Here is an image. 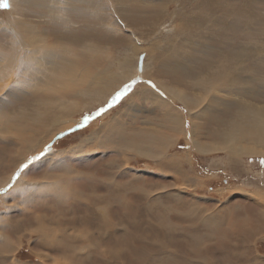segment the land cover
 <instances>
[{
  "label": "rangeland",
  "instance_id": "374dc122",
  "mask_svg": "<svg viewBox=\"0 0 264 264\" xmlns=\"http://www.w3.org/2000/svg\"><path fill=\"white\" fill-rule=\"evenodd\" d=\"M115 1L117 2L115 3ZM240 3L241 0H113L112 5L106 2V0L104 2L102 0L96 5L101 16L99 23L94 20L85 21L81 16H77L78 18L73 16V19L70 18L72 21L70 20L71 22L69 23V19H67L68 15H66L65 12L62 13L65 15L58 13L50 17L51 12L49 9L43 11V9L34 10L31 8L29 11H24V14L27 13L26 17L24 14V16L21 15L20 17L31 22L36 27L38 26L39 29L37 27V30L42 31V33H40L42 36L46 33L44 36L46 37L45 40L49 41L48 43L56 40V35L63 36L61 44L63 43L62 41L69 43L70 39L75 35H89L91 36V45L96 48V56L94 57L96 59L92 61L94 64L96 62L97 68L100 67L99 71L108 67L105 70L107 71L106 73L111 72V74H113L114 72H119L120 74L126 72L128 75H132V71L134 70V79L131 81L128 80L129 82L125 80V83V81H122L123 75H121V77L119 76L120 80H122L116 84L115 91L110 92L108 99L93 98L92 100V98L89 97L90 100H88V98L85 99L83 95H79L76 99H73L72 104L76 106V110L69 115V118L66 116L57 120L55 122L56 126H53L58 127L55 131L53 127H51V129L48 127L46 129H49V131L46 134L42 132L38 134L37 144L34 148L26 149L22 153L24 155L22 158L23 161L18 165L16 164L18 167L13 173L12 170L16 165L13 166L12 163L15 164V162L22 157L17 152L16 140L12 138L14 131L12 130V133L11 130H8L7 133H10V135L7 136L2 133L0 134V149L4 150V141L8 138L11 139L10 147L9 145L7 146L9 149L7 147L5 148L6 154L0 155V183L2 184L5 177H9L12 174V179L9 182L10 184H8L9 187L6 186L7 188L0 189V198L2 197L3 203L0 205V235L4 236L3 241L0 243V253L3 252L0 254V258L3 260L6 258L4 263L0 262V264H52L51 258L56 257L59 261L56 264H74L76 262L74 256H66V254L69 256L71 255L69 251L65 252L64 255L58 250L53 251L49 248H42L37 243L42 237L37 231L38 227L34 221L35 218H40L39 222H43L44 234L51 232L58 236L61 234L68 216H71H66L62 206L58 205L59 203L65 202L66 199H61V201H58L59 203L55 204L51 202L55 200L49 195V190L57 187V182L55 181L60 177H63V179L60 180H64L65 185L61 184L62 187L59 188L58 193H61L60 195L64 196V198L68 195L70 190H75L82 193L83 198H81V200L98 196L99 202H97L98 199L97 201L94 200L95 198H91V201H96L97 205L113 202L111 204H113L114 208L117 210L126 204L130 205L137 203L136 207L139 208L140 206L139 213L124 214L122 220L125 225L128 226V224H133L134 226L126 228L125 231L121 229L120 226L116 227L113 244L107 243L108 246L111 245L109 249L106 250L108 246H101V241L98 239L92 249H99V252L95 253L93 250V257L89 259L86 258L85 263L80 262L76 264H206L199 259L204 256L209 258L210 264H264L260 261L264 260V219H261L260 214L264 213V156L251 157L248 154L247 156L244 154L246 157L242 155L241 159H238V161L234 159L235 161H233V156L226 151L211 150L207 153L190 151V149H186L189 148L187 144L189 141L188 133L185 137H183L182 134V137L176 138V146L173 144L175 148L171 149L173 145L170 147L165 146L166 148L162 147L161 153L166 155V158L163 159L165 166L160 164L159 158H150L142 152L135 151L136 153H134L133 149L126 146V143H129L132 147V143L136 142L137 137L134 138L135 132L138 131L137 133H141L142 130L145 131L144 128L151 127L150 125L147 126V119L150 118L159 122L160 113L162 112V107L155 105L157 102L151 103L147 101L146 98H138L139 89H135V95L133 94L132 97L126 98L133 91L132 89H134V87L131 86H136L141 82L146 83L148 87L154 86L151 77L144 78L139 75L138 60L141 55H143L142 64L145 66L147 65L149 74L155 75L157 81L159 79L166 85H170L171 88L176 91H185L183 92L185 94L187 91L188 97L186 100L193 99L192 97H199L200 100H202L204 98L203 91L200 89L197 90L191 84L194 83L193 80L197 81V79H199V76L194 74L195 70H197L195 66L197 67L200 65L196 63L199 62V60H206L205 56L209 51L195 52L193 49L196 43L201 45L207 39L208 42L206 45L216 48L219 47L223 51L222 54L230 53V55H238L240 49L244 47L248 49L245 43H254V41L257 40L251 36L257 33L258 37H260L258 38L260 42L259 40L256 42L264 47V0H242V3ZM50 4L51 2L47 3V8ZM62 5L63 4H59V6ZM73 5H76L75 1H73V4L70 6ZM10 6H12V3H10ZM68 6L69 5H67V8H69ZM113 8H116V10ZM7 9L0 8V39L3 42L2 44H7L10 40V35L5 27L7 26L8 16L4 11ZM61 11L63 10L61 9ZM114 12L118 14L117 17L115 16L117 14ZM237 12L239 14H237ZM243 12L245 14H243ZM216 14L218 17L224 14V17L229 16V18L227 19L228 23H225L224 26L221 25L220 20H217V25H219H215L213 30L209 25L211 21H216ZM33 16L35 18H33ZM55 16H59V18H63L64 20L60 19L61 21H59ZM211 17L214 19L211 20ZM231 19L233 20L231 21ZM254 19H256V21ZM258 21H261L262 24L258 23ZM178 22H181L180 24L184 23L182 26L184 29L182 31L176 29V27L179 26H177ZM230 22H233L234 25ZM68 25H70L69 28ZM47 26L53 30L48 29ZM163 26L165 29L171 28V32L169 34L164 33L162 29ZM216 28L223 36H220V34L216 35ZM81 29H83L84 32ZM159 29L162 32L161 34H158L160 33ZM129 30L136 34L141 41L131 37L132 33H130ZM81 31L83 32L82 34ZM190 31L192 34L199 33L202 38L201 40L194 41L193 44H189V46L183 45L185 51L181 53V55L183 60L187 63V67L190 68L191 73H189L190 76H188V73L180 72L178 76H185V74L188 76L185 78L188 84H184L187 86L186 87L182 84H178V82L170 80L173 82L171 83L168 80L170 77L162 76V74L157 71L156 58L159 56L161 60L166 56V53L163 55L160 54L163 53L162 50L166 47L167 42L169 43L168 45L173 44L177 46L176 41L180 39L183 40L185 35ZM69 36H71V38ZM169 37H172L174 41L168 40L167 38ZM204 37L206 38L205 40L203 39ZM222 37L229 39H223ZM173 45L170 46V48L174 47ZM242 51L243 50L240 51V55L242 53V55H246L247 59L251 58L250 60L248 59L250 61H248L249 64L247 63L250 68L258 67V72L260 73L262 71L261 73L264 75V57L263 62L259 61L262 62L260 65L259 62L254 61L255 57H253L252 53ZM169 53L167 55H170ZM214 53L215 52L212 54ZM217 53L216 57H219L221 52ZM210 55L211 53H209L208 57ZM124 56L129 58L128 67L131 70H127V68L125 69V67L121 66V58H124ZM105 58H107L106 61L104 60ZM83 59L84 58L81 60ZM79 63L80 65L78 64V66L84 64L83 61H79ZM108 63L111 68L108 66ZM208 67L209 65L206 63L202 66V69L197 70L202 72V77L207 76L206 79L214 73L213 69H209ZM259 67H263V69ZM87 68L93 70V72H97L95 70L96 68H92V65H89ZM113 70L114 72H112ZM250 76L253 77V80L250 81L252 84L247 86L250 89H256L259 85L255 84H261V79L264 77L261 76L262 78L258 79V76L255 74L253 75V73H251ZM195 77L197 78L195 79ZM254 78L258 79L259 82L255 81L256 83H254ZM178 80L179 77L177 81ZM126 84L130 85V90L127 91L118 102H113L115 93L121 91ZM250 85L253 86L251 87ZM261 86V91L252 90L253 97L256 96L257 92L259 97L257 99H260V95L264 94L261 93L262 91L264 92V84ZM155 92L160 94V91ZM226 97L231 98V100L233 99L236 104L248 98V96L244 97L239 95H235L234 97L226 95ZM262 100H253V102L255 101L254 103L252 102L254 108L259 109L260 106L257 104L260 102L263 103ZM203 101L206 102L205 98ZM110 104L111 106H109ZM175 105L184 108L179 102H176ZM101 109H104V111L97 116V111ZM196 111L199 112V109ZM2 112H9V110H3ZM234 112H237L235 107L229 110L225 108L218 110L215 108L213 113L210 112L207 124L203 123L204 121H202L199 116L194 118V114L192 120L197 122L196 129L198 132V134L194 136L195 139L203 144H210L211 142L212 145L216 143L213 141V135H206L207 137H204L203 134L206 131V127H208L209 129H207L211 130V132L217 131L216 126L219 127V119L225 118L226 120H233L237 116ZM184 114L187 115L188 118L187 112H184ZM86 117H91V119L85 120ZM211 117H214V119L210 120ZM111 120L114 121L112 122ZM0 123L4 125V121L0 120ZM108 123H112V125L121 123L119 126L122 134L121 136L119 134L116 135L114 146L110 143V136H107L108 131L105 125ZM188 123V119L185 120L186 125L184 126L187 132V128L189 127ZM9 128L12 127L9 126ZM95 132H97V134L93 136L92 133ZM90 135L92 138H89ZM123 136H126V138ZM86 139L87 141H85ZM14 140L15 142H13ZM115 141L117 144H115ZM78 144L80 145L75 147ZM160 145L159 143L157 146ZM119 146L123 147V149ZM81 148H83V150ZM114 148L120 150L117 152ZM55 151H57L58 155L54 154ZM61 153L66 155H62V157L60 155ZM14 154H16L19 159ZM45 156L46 158H51L50 160L47 159L50 162L48 163L46 160L40 164V160ZM33 157H36V159H33ZM53 158L60 160L65 158L70 159V171L74 170L76 172H81L82 177L80 179L77 177L76 180H72L71 182L64 179L66 175L71 177L67 174L69 167L53 168L52 163L55 160ZM10 159H12V163ZM109 161H113V165H110ZM176 166L180 168V170H184L183 173L187 174L186 176H188V179L191 176L195 184H190L189 181H185L186 177L183 178L180 173L173 171L176 169ZM159 167L160 169L162 168V170H159ZM106 170L112 173L111 177L112 175L114 176L111 182L109 181L110 179L106 180L107 174H104ZM84 173L86 178H83ZM122 174H124V176H122ZM50 176H54V178L50 179ZM69 177L66 178L70 179ZM73 177H75V173ZM117 180L121 181L122 184L118 182L117 184H113V182ZM20 181H23L22 186L18 184ZM15 186L16 191L11 192ZM39 191H43V194H37ZM32 192L35 196H33ZM142 192L144 193L142 194ZM73 196L75 197V195ZM146 200L148 201L147 208L143 206ZM37 201L47 202V205L36 204ZM181 202H189L192 204L191 206H193V208L196 207L198 209H190ZM201 209L202 211L200 212ZM117 212L122 214L120 210ZM87 217V215H83L79 218ZM111 220L117 224L120 222V220H115L113 218ZM250 226L255 230L257 229L259 232H255L253 228H248ZM261 226H263V230L260 229ZM161 230H164V233L166 231L167 236H165L166 233L164 235ZM100 231L102 232L103 229L101 228ZM76 233L78 234L76 235ZM76 233H74V235L84 238V234L82 235L80 232ZM186 233L189 234L185 237L188 249L177 248V242L179 240H184L183 235ZM46 238L47 240L51 239L48 235ZM161 242L162 244H158ZM219 242L222 243L221 252L216 248ZM152 244H154V247ZM167 244H169L170 247ZM165 245H167L168 248ZM205 247H211V252L209 253L202 249ZM80 252V255L87 254V250L85 252L84 250ZM114 257H116V259L113 261ZM255 257L258 258L255 259ZM107 258L112 262L108 263L106 261Z\"/></svg>",
  "mask_w": 264,
  "mask_h": 264
},
{
  "label": "bare ground",
  "instance_id": "6f19581e",
  "mask_svg": "<svg viewBox=\"0 0 264 264\" xmlns=\"http://www.w3.org/2000/svg\"><path fill=\"white\" fill-rule=\"evenodd\" d=\"M73 1L76 2V5L70 6L73 4ZM101 1L102 0H9V2L12 3V6H10L4 12L8 16L7 26H5V27L8 30V33L10 35V37H9L10 40L7 44L5 42H4L5 44H2L3 42L0 39V120L4 121V125L0 123V134L2 133L3 135L7 136V135H10V133H7L8 130H11V132H12V130L14 131V135L12 136V138H14L16 140L17 152L22 157L19 159V157L16 154H14L15 156L18 157L19 160H17L14 164V163H12V159H10L13 166L16 164L18 165L21 161H23L22 158L24 155L22 153L26 149H30L32 147L33 148L35 147V145L38 142V138H37L38 134H40L41 132L43 134H46L49 131V129H46V128L49 127L51 129V127H53L54 125L56 126L55 122L57 120H60L61 117L64 118V117L68 116V118H69V115L72 114V112H74L76 110L75 109L76 106H74V104H72L73 99H76L79 95L85 96L84 98L85 99L88 98V100H90L89 97H91L92 100H93V98L94 99H96V98H99V99H101V98L106 99L107 98L108 99V95L110 94V92H114L115 87L117 86L116 84L122 80V79L120 80L119 76L121 77V75H123L122 81L127 80V82H129L128 80L131 81L132 79H134V70L132 71V75H128V73H126V72L119 74V72H114V70L112 71V72H114L113 74H111V72L106 73L107 71H105V70L108 68L107 66H106L107 68H104V69L99 71L100 67L97 68L98 66H97L96 62L94 64V62L92 61L93 59H96V58H94L96 56V48H95V46L91 45V41H90L91 36L86 35V34H82L84 32L83 29H81L83 31V32L81 31L82 35H75V36H73V38H71V36H69L71 38V39L69 38L70 39L69 43L67 41H66L67 43L62 41L63 43L61 44V40H63V38H62L63 36L61 37L58 35H56L57 36L56 40H54V41L51 40L53 42L48 43L49 41L45 40L46 37L44 36L46 33L43 34V36H42L40 34V33H42V31L37 30L38 26L36 27L31 22L26 21V20L22 19V17H20L21 15L24 14L25 10L29 11V10H31V8H33L34 10L43 9V11H47L49 9L51 12L50 17L53 15H56L58 13L62 14L63 12H65V14L68 15L67 19H69V23L72 21L71 19H73V16L75 18H78L81 16L85 21L86 20H94L97 23H99V20H101V16H100V13L98 11L99 9L96 8L97 7L96 5ZM104 1L105 0H103V2ZM147 1H149V0H147ZM50 2H51V4L47 8V3H50ZM106 2H109V4L113 5V0H106ZM116 2L117 1H115V3ZM241 3H242V0H241ZM24 4H26V5H24ZM59 4H63V5L59 6ZM67 5H69L68 6L69 8H67ZM61 9L63 11H61ZM113 9L116 10V8H113ZM227 12H225V13H227ZM36 13H37V11H36ZM111 13L113 14V11ZM114 13H116V12H114ZM26 14H24L25 17H26ZM31 14H33V13H31ZM65 14H62V15H65ZM163 14H164V12H163ZM237 14H239V13L237 12ZM243 14H245V13L243 12ZM111 16H113V15H111ZM115 16L117 17L118 14ZM246 16H248V15H246ZM255 16H257V15H255ZM262 16H263V14H262ZM250 17H252V16H250ZM33 18H35V17L33 16ZM56 18H58L59 21H61L60 19H63V18H59V16H57ZM228 18H229V16L224 17V14H223V16H219V17L216 14L215 15L216 21H211L209 26L211 28H213L215 25L218 26L219 24L217 25V20H220L221 25L224 26L225 23H228L227 22ZM212 19H214V18L211 17V20ZM263 19H264V17H263ZM49 20L51 21L50 18H49ZM157 20H158V17H157ZM232 20L233 19H231V21ZM237 20H239V19H237ZM237 20H234V21H237ZM254 20L256 21V19H254ZM261 20H262V18H261ZM65 21H66V19H65ZM75 21H77V20H75ZM51 23H52V21H51ZM66 23H68V22H66ZM180 23L181 22L177 23V26L178 25L179 26L176 27V29H178V30L180 29L182 31L184 29L182 27L184 25V23H182V24H180ZM204 23H205V21H204ZM230 23L234 25L233 22H230ZM237 23H239V22H237ZM258 23H261V21L260 22L258 21ZM221 25H220V30H221ZM69 26L70 25H68V28H69ZM45 28H46V26H45ZM38 29H39V27H38ZM48 29H52V28L48 27ZM162 29L164 30V33L169 34L171 32L170 31L171 28L165 29L163 26ZM213 30H214V28H213ZM216 30H217L216 35L220 34L219 30L217 28H216ZM55 32H56V30H55ZM159 32L160 33H158V34L162 33L161 30ZM130 33H132L131 37H134L136 40L141 41L139 39V37L136 34H134L132 31H130ZM54 36H55V34H54ZM220 36H223L222 33L220 34ZM251 36L257 40H259L258 38H260V37H258L257 33L252 34ZM201 38H202V36H200L199 33H193L192 34V32L190 31L189 33H187V35H185L183 40L180 39L179 41L178 40L176 41L177 46H174L172 44L174 47L170 48V46H172V45H168L169 43L167 42L166 47L162 50L163 53L160 54V55H163L164 53H166V56L161 60H160L159 56L156 58L157 71L160 74H162V76L164 75V76L170 77V79H168L169 81L172 80L174 82H178V84L188 85L185 78L190 76L189 73H191V71H190V68L187 67V65H186L187 63L183 60V57L181 55V53H184V51H185L183 45L189 46V44H193L194 41L201 40ZM167 39L172 41V42L174 41V39L172 37H169ZM203 39L205 40L206 38L204 37ZM223 39H229V38H223ZM94 41H96V40H94ZM256 41H254V43H249V42L245 43V45L248 49H246L244 47V48L240 49L238 52L240 53L241 50H243L242 52L247 51V53H252L253 57H255L254 61H257V62L262 61L263 62L264 47L260 46ZM207 42H208V40L206 39L204 41V43L201 45H198V43L195 44L196 46L193 49V50H195V52L196 51L197 52L209 51V52H207L208 54H206V56H205L206 60H199V62H197L196 64L197 65L200 64V65L197 67L195 66V69H197V70L202 69V66L204 64L208 63V65H209L208 68L209 69L212 68L214 73H213V75L209 76V78L206 79L207 76L202 77L203 75H202L201 71L195 70L194 74H196V76H199V79H197V81L193 80L194 83L191 84L197 90L200 89L201 91H203L204 98H205L206 102L203 101L204 98L202 100H200L199 97H197V98L192 97L193 99L186 100L188 97L187 91L185 94V93H183L185 91H183V92H179L178 90L176 91L173 88H171L170 85H166L164 82H161L159 79L157 81V78L155 75L149 74V69H148L147 65L145 66L142 64L141 68L138 69L140 76H142L144 78L145 77H151V80L154 82V86L148 87L146 85V83H142V82L140 83L139 82L140 83V84H138L139 86L136 85L138 87L131 86V87H134V89H132L133 91L126 98H129L130 96L132 97L133 94L135 95L136 94V93H134L135 89H139L140 92H138V94L140 97L138 96V98H146V100L151 102V103L157 102V104H155V105L162 107V112L160 113L159 122L154 120V119L149 118L146 120V124H147V126L150 125L151 127L147 128L145 126L146 127V128H144L145 131L142 130L141 133H137L138 131L135 132L134 138L137 137L136 138L137 140H136V142H133V143L131 142L132 147L130 146L129 143H126V146H128V148L133 149L134 153H136L135 151H137V152H142L143 154H146L150 158H154V159L159 158L160 164L164 165L163 159L166 158V155H163L161 153L162 147L164 148L165 146L170 147L173 144L175 145L176 141H177L176 138L182 137V134H183V137H185L188 133V135H189L188 140L189 141L187 142V144H188L189 148H186V149H190V151L193 150V151L198 152V153H202V152L207 153V152H210L211 150L226 151L228 154L233 156L232 157L233 161H235V160L238 161V159H241V156L244 154H246V156L248 154L251 157L264 156V94L260 95L261 96L260 99H257V98H259L257 95L258 92L256 93V96H254V97L252 96V90L261 91V89H262L261 85L264 84V81H263L264 78H262V77H264V75H263V73H261L262 72L261 70H260L261 71L260 73L258 72V67L257 68H252V67L250 68V66L248 65L249 64L248 61L251 58H248L249 59L248 60L246 55H242V53H241L242 56L239 53H238V55H230V53L229 54H222L223 51L219 47L216 48V47H213L210 45H206ZM259 42H260V40H259ZM171 50H172V52H171ZM213 52H215V53L212 54ZM217 52H221L219 57H216V54H218ZM99 53H100V50H99ZM168 53L170 55H167ZM209 53H211V55L208 57ZM247 56L249 57L248 54H247ZM82 58H84V59L81 60ZM106 59L107 58H105L104 60L106 61ZM121 60H122L120 62L121 66L125 67V69L127 68V70H131L128 67L129 66V62H128L129 58L124 56V58H121ZM79 61H83L84 64L81 66H78V64L80 65ZM262 62H259V64L261 65ZM98 64H99V62H98ZM89 65H92V68H94V69L96 68L95 70L97 72H95V71L93 72V70H90L89 68L91 66L89 68H87ZM99 66H101V65H99ZM108 66H109V63H108ZM257 66H259V65H257ZM259 68H261V67H259ZM261 69H263V67ZM138 70H136V71H138ZM180 72L188 73V76L186 74H185V76H178V74ZM251 73H253V75L254 74L257 75L258 79L262 78L261 84L256 83V82H259V80L254 78V83H256L255 85H259L256 87V89L248 88L249 84H252V83H250V81L253 80L252 79L253 77L250 76ZM178 77H179L180 81L179 80L177 81ZM196 78L197 77H195V79ZM200 78H202L204 80H202ZM189 79H190V77H189ZM125 83H126V81H125ZM171 83H173V82H171ZM186 85H184V86H186ZM194 88H192V89H194ZM176 89H177V87H176ZM192 89H190V90H192ZM155 91H160V94L158 92H155ZM261 93H264V92L262 91ZM189 95H190V93H189ZM226 95H231L233 97L235 95L244 96V97L248 96V98L243 100V101L240 100L241 103L237 102L238 104H236L233 99L231 100V98L226 97ZM239 99H241V98H239ZM253 100H262L263 101V103H261V102L258 103V101H257V103H258L257 105L260 106L259 109L254 108V106L252 105ZM79 101H80V99H79ZM80 102L82 103V101H80ZM176 102H179L180 105L184 108H181L180 106L175 105ZM234 107L236 108V111H237V112H234V114H236L237 116L233 120H226L225 118H220L219 119V127L220 128L218 126H216L217 131L211 132V130H208L209 128L206 127V125H205L206 131L203 135H204V137H207L208 135L214 136L213 141L216 143H213L212 144L213 146L211 145V142H210V144H203L200 141H198L197 139H195L194 136L197 135L198 132L196 129L197 122L192 120V116H194V114H195L194 118H196V116H199L200 119L202 121H204L203 123L207 124V122L209 121L210 112L213 113V110H215V108L218 110H221L223 108L229 110V109H232ZM197 109H199V112L196 111ZM3 110H9V112H2ZM222 111H224V110H222ZM184 112H187L188 118H187V115L184 114ZM191 112H192V114H191ZM222 113H224V112H222ZM186 118L188 119V122H189L188 123L189 127L187 128L188 132L186 131L185 126H184V125H186L185 124V120H187ZM212 119H214V117L210 118V120H212ZM108 122H110V121H108ZM133 123H135V122H133ZM116 124H117V122H116ZM116 124L112 125V123H108L105 125L106 130L108 131L107 136H110L109 139H111L110 143L112 146H114V139L117 137L116 135L119 134L121 136V134H122L121 128L119 126V125H121V123H119L118 125H116ZM9 126L12 128H9ZM53 128L55 131L58 127H53ZM92 134L94 136L97 134V132L92 133ZM89 138H92L91 135ZM124 138H126V136ZM15 140L13 142H15ZM208 140H210V139H208ZM10 141H11L10 138H8L7 140L4 141L5 142V144H4L5 148L8 145L10 147ZM85 141H87V139ZM159 143L161 145L157 146V145H159ZM80 144L76 145L75 147H78ZM115 144H117L116 141H115ZM174 145L172 146L171 149L175 148L176 145L175 146ZM119 147L121 149H123V147H121V146H119ZM5 148H4V150L0 149V155L1 156L6 154ZM81 149L83 150V148H81ZM114 149H116L117 152L120 150L117 148H114ZM124 149H126V148H124ZM137 149H141V150H137ZM203 150H205V151H203ZM55 152H54V154L58 155L57 151H55ZM67 153H69V152H67ZM127 153H129V152H127ZM187 154H189V153H187ZM60 155L62 156V155H66V154L61 153ZM171 155H173V154H171ZM2 158H4V157H2ZM10 158H12V157H10ZM47 159L50 160L51 158H46V156H45L44 158H42L40 160V164L45 162ZM53 159H55V158H53ZM49 160H47L48 163L50 162ZM69 160L70 159H68V158H65L62 160L56 158L54 160V162L52 163V165H53L52 167L53 168H55V167L63 168V167H67V166L69 167ZM14 161H15V158H14ZM17 165L12 170V173L17 168ZM110 165H113V161L110 162ZM10 167H11V165H10ZM159 170H162V168L160 169V167H159ZM67 171H68L67 174H69L71 177H69L67 175L66 176L61 175V176H64L65 177L64 179H66L70 182L72 180H76L77 177H79V179L82 177L81 172H76L74 170L70 171V167L68 168ZM173 171H175L176 173H180L181 177H183V178L186 177L185 181H189L190 184H192V185L195 184L194 180L191 179L192 177L190 175H189L190 177L188 179V176H186L187 174L183 173L184 170H180V168H177V166H176V169H174ZM74 173H75V177H73ZM104 174H107L106 180L110 179L109 181L111 182L112 177H114L113 175L111 177L112 173L108 172L106 170ZM11 175L9 177H5L2 184L0 183L1 184L0 189H4L6 186L9 187L8 184H10L9 182L12 179ZM83 176H84L83 178H86L85 173L83 174ZM122 176H124V174H122ZM66 177H69L70 179H68ZM49 178L52 179V178H54V176H50ZM60 179H63V177H60L59 179H57V181H55V182H57L56 183L57 187H54V188L51 187L52 189L49 190L50 197L56 201V202L55 201H51V202L56 204V203H59L58 201H61V199H66L65 202L59 203L58 205L62 206L66 216H68V215H71V216H68V219L64 223V227L62 229V232L58 236H56L55 234H52L51 232L50 233L47 232V234H44L43 233V230H44L43 222H39L40 218H35L34 221L36 222L37 227H38L37 231L39 232V234L42 237L40 240L37 239L38 240L37 243L39 244L40 247L49 248L50 250H53V251L58 250L64 255H65V252L69 251V252H71L70 253L71 255L69 256L66 254V256H68V257L74 256L76 258V262L74 264L80 263V262L85 263L86 258L89 259V258L93 257V252H92L93 250L95 251V253L99 252V249L98 250L92 249L93 245L95 244V242H97L98 239L101 241V246L107 247L108 246L107 243L113 244V242H114V235H115L116 227L120 226V228L125 231L126 228H128L130 226L131 227L134 226L132 224V222H131L132 225L128 224V226H126L122 220V217L124 216V214H127V213H139L138 211L140 209V206H139V208L136 207L137 203L130 204L131 206L126 204V205L120 207L118 210H120V212L122 214H119L117 212L118 210L114 208L113 204H111L113 202L97 205L96 204L97 199H98L97 202H99L98 196L91 197L93 199L95 198L94 200H96V201H91V198H88V199L84 198L83 200H81V198H83L81 192L75 191V190L74 191L70 190V192H68V195L64 198V196L60 195L61 193L60 194L58 193L59 188L62 187L61 184L65 185V181L60 180ZM1 180H3V179H1ZM95 181H97V180H95ZM109 181H107V182H109ZM117 182L119 184L121 183V181L117 180V181H114L113 184L114 183L117 184ZM18 184H20V186H22L23 181H20ZM78 184H79V182H78ZM16 186L11 190V192L16 191L15 190ZM72 187H74V186H72ZM66 189H68V188H66ZM107 189H109V188H107ZM37 190H42V189H37ZM144 192H145V190H144ZM144 192H142V194ZM145 193L147 194V192H145ZM37 194L41 195V194H43V191H41V192L39 191V193H37ZM73 195H75V197ZM33 196H35L34 193H33ZM177 196H180V195H177ZM79 198H80V200H79ZM0 202H1L0 205L3 204L2 203V197L0 198ZM40 202L41 201H37V203L36 202L35 203L39 204V205L40 204H46L47 205V202H41V203ZM51 202H50V204H51ZM137 202H139V201H137ZM144 202H145V205H143V206H146V208H147L148 207V205H147L148 201L146 200ZM181 203L183 205H186L190 209H198L196 207L193 208V206H191L192 204H190L189 202H185V203L181 202ZM55 208H56V206H55ZM260 214H261V219H264L263 218L264 213H260ZM83 215H87L88 217L87 218H79L80 216H83ZM112 218L115 220L116 219L120 220V222H118V224L114 223L111 220ZM156 218H157V216H156ZM125 222H126V220H125ZM133 223H135V222H133ZM149 225H150V223H149ZM155 227H156V225H155ZM101 228L103 229L102 232L100 231ZM152 228H153V226H152ZM175 230H177V229H175ZM158 231H160V230H158ZM161 231H163V233H164V230H161ZM76 232H80V233H82V235L84 234L85 239L82 237L76 236L78 234ZM74 233H76V235H74ZM165 233H166V231H165ZM165 233H164V235H165ZM47 235L49 237H51L50 240H47V238H46ZM188 235L189 234L186 233L185 235H183L184 240H179L177 242L178 243L177 248H180V249L187 248L188 249V247L186 246V239H185V237ZM165 236H167V233ZM176 236H178V235H176ZM3 238H4V236L0 235V243L3 241ZM164 238H166V237H164ZM158 244H162V242L158 243ZM152 245L154 247V244H152ZM167 245L169 246V244H167ZM167 245H165V246H167ZM168 246H167V248H168ZM204 246H206V245H204ZM110 247H111V245L108 246L106 248V250L109 249ZM219 247H220V244L218 245V248ZM149 249H152V248H149ZM180 249H178V250H180ZM187 249H185V250H187ZM202 249L205 251H208L209 253L212 250L211 247H205ZM78 250H80V251L84 250V252L87 250V254L80 255L81 252ZM152 251H154V250H152ZM1 253H3V252H1ZM181 253H183V252H181ZM116 257L113 258V261L116 259ZM175 257H176V255H175ZM56 258H51L52 264H56L59 262ZM199 259L202 260L206 264H210L209 258L206 256H204L203 258H199ZM4 260H6V258ZM4 260L0 258V262L4 263ZM106 261L108 263L112 262V261H109L108 258L106 259ZM145 261H146V259H145ZM63 262H65V261H63ZM67 264H69V263H67ZM175 264H177V263H175Z\"/></svg>",
  "mask_w": 264,
  "mask_h": 264
},
{
  "label": "snow or ice",
  "instance_id": "6c2138e0",
  "mask_svg": "<svg viewBox=\"0 0 264 264\" xmlns=\"http://www.w3.org/2000/svg\"><path fill=\"white\" fill-rule=\"evenodd\" d=\"M9 7H10L9 0H0V8L7 9ZM129 90H130V85L126 84L121 91H118L115 94V96L113 97V102H118ZM109 106H111V104ZM103 111H104V109L97 111L96 115L99 116ZM88 119H91V117L85 118V120H88ZM33 159H36V157H33Z\"/></svg>",
  "mask_w": 264,
  "mask_h": 264
},
{
  "label": "crops",
  "instance_id": "0c3cea01",
  "mask_svg": "<svg viewBox=\"0 0 264 264\" xmlns=\"http://www.w3.org/2000/svg\"><path fill=\"white\" fill-rule=\"evenodd\" d=\"M17 167H18V166H17ZM201 211H202V209L200 210V212H201ZM262 227H263V226H261V228H260L261 230H263ZM248 228L252 229L253 227L251 228V226H250V227H248ZM253 230H255V229L253 228ZM257 231H258V230L256 229L255 232H257ZM258 232H259V231H258ZM219 244H220V247L218 248V245H219ZM219 244L216 246V248H217L218 251L221 252V250H222V243L219 242ZM257 258H258V257H255V259H257ZM260 261L264 263V260H260Z\"/></svg>",
  "mask_w": 264,
  "mask_h": 264
},
{
  "label": "water",
  "instance_id": "95a60500",
  "mask_svg": "<svg viewBox=\"0 0 264 264\" xmlns=\"http://www.w3.org/2000/svg\"><path fill=\"white\" fill-rule=\"evenodd\" d=\"M142 58H143V55L140 56L139 60H138V66L139 68H141V65H142Z\"/></svg>",
  "mask_w": 264,
  "mask_h": 264
},
{
  "label": "flooded vegetation",
  "instance_id": "af4514ba",
  "mask_svg": "<svg viewBox=\"0 0 264 264\" xmlns=\"http://www.w3.org/2000/svg\"><path fill=\"white\" fill-rule=\"evenodd\" d=\"M263 161V160H262Z\"/></svg>",
  "mask_w": 264,
  "mask_h": 264
}]
</instances>
